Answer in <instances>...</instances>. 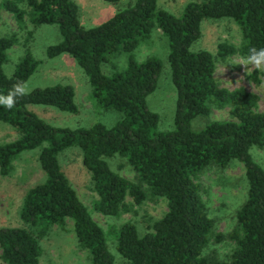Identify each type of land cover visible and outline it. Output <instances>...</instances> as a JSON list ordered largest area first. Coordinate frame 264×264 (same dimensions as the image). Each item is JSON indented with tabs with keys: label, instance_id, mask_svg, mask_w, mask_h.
I'll list each match as a JSON object with an SVG mask.
<instances>
[{
	"label": "trees",
	"instance_id": "16d2710c",
	"mask_svg": "<svg viewBox=\"0 0 264 264\" xmlns=\"http://www.w3.org/2000/svg\"><path fill=\"white\" fill-rule=\"evenodd\" d=\"M0 10L11 15L18 29L27 30L25 39L31 32L28 25L55 24L60 40L46 47L45 57L70 56L87 77L91 104L122 113L111 126L51 125L27 106L76 113L73 87L61 83L33 88L11 109L0 106V122L16 133L0 143V175L9 173L21 152L35 148L44 174L22 197V225L0 226L4 264H38L40 238L67 221L88 264H114L102 228L61 170L59 154L71 147L78 150L88 172L95 212L118 216L146 200H164L165 211L157 218L147 217L142 232L131 221L112 230L115 249L126 264H264V170L249 153L252 146H264V112L257 109L253 92L218 83L211 52L190 47L203 19L228 17L239 28L240 41L237 46L218 43L215 54L220 60L233 54L244 59L249 49L264 48V0H195L178 15L159 8L156 0H133L87 28L79 24L72 0H0ZM154 29L166 40L175 93L169 131L157 130L158 115L146 104L157 87L161 60L155 55L137 60L132 53ZM15 41L14 33L0 36V95L24 83L40 62L26 52L6 75L2 66ZM120 53L126 54V65L118 70L111 60ZM104 64L110 67L107 74L101 70ZM225 108L229 119L208 118L212 109ZM196 116L204 117L205 123L194 130L190 122ZM114 155L124 160L132 179L110 168L105 158ZM232 160L242 166L246 192L231 230L220 233L208 216L197 179L204 169H222ZM224 239L232 242L224 257L219 258L215 248L206 249Z\"/></svg>",
	"mask_w": 264,
	"mask_h": 264
},
{
	"label": "rangeland",
	"instance_id": "374dc122",
	"mask_svg": "<svg viewBox=\"0 0 264 264\" xmlns=\"http://www.w3.org/2000/svg\"><path fill=\"white\" fill-rule=\"evenodd\" d=\"M76 3L79 24L82 27H92L109 18L118 10L123 9L133 0H118L106 2L103 0H72ZM195 0H156L157 6L174 15L181 13L184 5ZM28 25V24H27ZM31 30L30 36L25 39L26 31L18 29L11 15L0 10V36L15 34L14 45L6 51V61L3 63V72L10 75L19 58L28 52L39 60L35 71L24 81L31 90L55 83L68 84L73 87L74 100L77 112L70 114L58 111L52 107L42 105H28L27 107L54 126L79 128L88 127L98 122L105 126L113 125L122 117V113L114 109H103L91 104L90 87L87 77L75 61L67 54H60L52 58L45 57L48 45L60 40L55 24L27 26ZM240 41V32L235 22L228 17L219 19H203L200 25V35L191 44L192 50H207L215 59L214 77L221 86L228 89L243 87L258 96L257 109L264 112V70L250 68L245 74L244 66L234 65L241 58L237 54L220 60L216 54L218 43L226 42L237 46ZM137 60L149 55H155L161 60V72L156 89L147 96L146 104L151 111L158 115L157 130L169 131L173 128L172 117L174 110L175 93L169 80L166 61L167 44L158 29L151 32L150 37L139 43L132 51ZM118 70L126 65V54L120 53L111 60ZM225 71L223 72V70ZM103 73L110 70L108 64L101 65ZM243 77L241 80L240 78ZM240 80V81H239ZM209 119H229L227 109H212ZM205 118L196 116L190 126L196 130L203 126ZM16 137L14 130L7 124L0 122V143ZM38 149L26 150L12 161V168L7 175H0V226H21L18 217L22 197L26 190L41 182L44 174L37 164ZM249 153L264 170V146H252ZM61 170L75 190L78 198L87 207L91 218L103 230L108 251L113 256L114 264H126V261L117 253L114 244V233L118 225L125 221L133 222L137 229L144 230L147 217L157 218L165 211L163 199L146 200L139 206L134 205L130 211L118 216H105L95 212L91 203L94 193L88 172L80 162V154L75 147L66 148L59 154ZM110 168L119 172L127 179H132L133 173L124 160L114 155L105 158ZM197 181L202 190L201 197L205 202L208 216L215 222V231L225 233L234 225V213L245 198L246 182L240 163L232 160L226 167L219 169L209 167L204 169ZM41 255L38 264H88L85 250L78 247L71 231V222L67 221L63 228L51 227L47 234L40 238ZM232 247L229 239H224L206 249L215 248L216 255L221 258ZM0 264H4L0 260Z\"/></svg>",
	"mask_w": 264,
	"mask_h": 264
},
{
	"label": "clouds",
	"instance_id": "9594fccd",
	"mask_svg": "<svg viewBox=\"0 0 264 264\" xmlns=\"http://www.w3.org/2000/svg\"><path fill=\"white\" fill-rule=\"evenodd\" d=\"M234 65L244 66L246 75H248L250 68L255 70H264V48L249 49V55L246 58L241 59ZM224 71L225 69L223 70V72ZM240 79L242 80L243 77H241ZM30 92L31 89L28 88L26 84L22 82L17 83L13 86V89L10 90V92L6 96L0 95V106L11 109L16 105L18 98L27 96L30 94Z\"/></svg>",
	"mask_w": 264,
	"mask_h": 264
}]
</instances>
